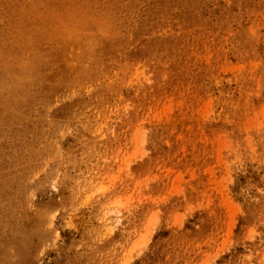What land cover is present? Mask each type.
I'll return each mask as SVG.
<instances>
[{
    "label": "rangeland",
    "instance_id": "1",
    "mask_svg": "<svg viewBox=\"0 0 264 264\" xmlns=\"http://www.w3.org/2000/svg\"><path fill=\"white\" fill-rule=\"evenodd\" d=\"M0 264H264V0H0Z\"/></svg>",
    "mask_w": 264,
    "mask_h": 264
}]
</instances>
